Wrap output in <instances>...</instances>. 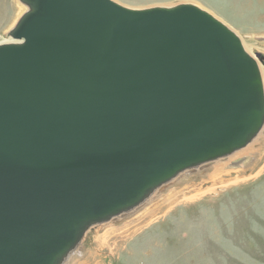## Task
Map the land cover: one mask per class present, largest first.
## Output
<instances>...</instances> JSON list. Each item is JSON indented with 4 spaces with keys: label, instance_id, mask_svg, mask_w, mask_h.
<instances>
[{
    "label": "water",
    "instance_id": "1",
    "mask_svg": "<svg viewBox=\"0 0 264 264\" xmlns=\"http://www.w3.org/2000/svg\"><path fill=\"white\" fill-rule=\"evenodd\" d=\"M21 1L0 43V264H63L264 126V55L201 6Z\"/></svg>",
    "mask_w": 264,
    "mask_h": 264
},
{
    "label": "rangeland",
    "instance_id": "2",
    "mask_svg": "<svg viewBox=\"0 0 264 264\" xmlns=\"http://www.w3.org/2000/svg\"><path fill=\"white\" fill-rule=\"evenodd\" d=\"M115 1L130 7L195 3L236 31L252 56L264 55V0ZM19 7V0H0V41L8 38ZM234 160L220 178L205 172L223 161L196 166L208 167L201 172L183 171L188 179L178 183L180 173L142 217L125 218L121 228L123 220L112 223L119 228L106 236L111 222L91 227L74 251L77 257L65 264H264V154L246 171L239 170L243 161Z\"/></svg>",
    "mask_w": 264,
    "mask_h": 264
},
{
    "label": "bare ground",
    "instance_id": "3",
    "mask_svg": "<svg viewBox=\"0 0 264 264\" xmlns=\"http://www.w3.org/2000/svg\"><path fill=\"white\" fill-rule=\"evenodd\" d=\"M19 3H20V7H19L20 10L18 12L19 14L13 20V22H12L9 30L7 29L8 30V32L6 31L7 32V35H9L10 29L17 23V21L20 19V17L28 10V5L27 4H25L21 0H19ZM11 41H12V37L8 36V38L3 39L2 41H0V43H8V42H11ZM246 47L247 46H245V48ZM256 53L257 52H254L253 55L256 56L255 55ZM261 66H262V64L260 65V68L263 69ZM262 76H263V74H262ZM263 81H264V79H263ZM263 129H264V126L259 131V133L246 146H244L243 148L238 149V150L234 151L233 153L228 154V155H226L224 157H221V158H218L216 160H213L211 164L213 165L214 162L217 163V162L223 161L221 159H226V161L224 160L223 162H220L218 164H215L214 163L215 165H213L209 169H207L208 167H206V166L201 167V168H197L196 167L197 168L196 171L201 172V171H204V170L207 169L206 172H205L207 174V176H209L210 178H214L215 176L220 178L221 176H224L225 174H229L230 173V171L227 170L226 168H227V166L232 165L234 159H236V160H234V163L243 161L240 164L238 163V165L240 167L239 170L246 171L247 169L252 168L256 164V161L264 154V130ZM262 130H263V132H262ZM230 162H232V163H230ZM211 164H209V165H211ZM238 165H237V167H238ZM230 168H232V167L230 166ZM182 175H183V173H182ZM182 175L179 176L178 183L183 182V179H186L187 178V176H184V175L182 176ZM176 177H174L173 179L175 180ZM173 179H171L170 181L172 182ZM169 182H167V183H169ZM167 183H165V184H167ZM165 184H163L162 186H160L161 187V188L159 187L160 189L157 188L156 190H154L140 205L134 207L133 209H131V210L127 211V212H124L122 214H119V215L111 218L108 221L95 224L94 226L100 225V224L103 225V223H109V222H111L110 224H108V225L105 226V232H104L103 235L106 236V234H108L109 232H111V231L113 232V231L117 230V228H119L120 225H121L120 228L126 226L128 224L127 223L128 220H124L125 218L126 219H129V221H131V219H135L136 220V218H138L139 216L142 217V215H140V213H142L143 210H147L148 209L147 206L150 207L152 203L158 202V199H159L158 197L160 195H162V194H160V192H161L160 190L165 187ZM170 195L172 196V194H170ZM170 195L168 196L167 199H170V197H171ZM160 203H157V204H160ZM161 206H163V205H161ZM150 213H152V211H150V212H148L146 214L149 215ZM114 221H116V222H114ZM120 221H122V222L118 224L119 226H112L113 224H115L117 222H120ZM81 242L82 241H80V243ZM80 243L76 246V248L72 251V253L66 258V260L64 261L63 264H65L68 259L76 258L77 257V253L74 252V251L79 248ZM73 252H74V254H73ZM75 261H76V259H75ZM68 264H69V262H68Z\"/></svg>",
    "mask_w": 264,
    "mask_h": 264
}]
</instances>
